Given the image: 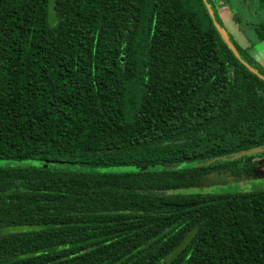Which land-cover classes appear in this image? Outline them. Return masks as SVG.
<instances>
[{
    "label": "trees",
    "instance_id": "obj_1",
    "mask_svg": "<svg viewBox=\"0 0 264 264\" xmlns=\"http://www.w3.org/2000/svg\"><path fill=\"white\" fill-rule=\"evenodd\" d=\"M222 6L0 0V264H264V191H177L264 154Z\"/></svg>",
    "mask_w": 264,
    "mask_h": 264
},
{
    "label": "rangeland",
    "instance_id": "obj_2",
    "mask_svg": "<svg viewBox=\"0 0 264 264\" xmlns=\"http://www.w3.org/2000/svg\"><path fill=\"white\" fill-rule=\"evenodd\" d=\"M223 4L227 6L222 11L227 28L242 47L251 45L252 48L249 53L264 65V41H259L255 33V25L264 19V5L259 0H218V5L222 6ZM50 18L53 21V9H50ZM41 163L40 160L35 159L23 161L0 160V167L39 165ZM253 165L254 168L250 175L237 177L225 173H214L196 185L183 187L177 191L184 194L264 191V154L254 157ZM115 169L131 170L133 167L117 166Z\"/></svg>",
    "mask_w": 264,
    "mask_h": 264
},
{
    "label": "water",
    "instance_id": "obj_3",
    "mask_svg": "<svg viewBox=\"0 0 264 264\" xmlns=\"http://www.w3.org/2000/svg\"><path fill=\"white\" fill-rule=\"evenodd\" d=\"M218 28L220 30V33H221L224 41L227 43V45L229 46V48L235 53V55L237 57H240V54H239L236 46L234 45V43L230 39V35H229L228 31L225 28L220 27L219 25H218ZM244 63H245V65H247L251 69V71H253L254 73H258L257 70L254 69L253 67H251L247 62H244ZM259 76L261 78H264L261 74H259ZM262 149L263 148H260L259 150H262Z\"/></svg>",
    "mask_w": 264,
    "mask_h": 264
}]
</instances>
